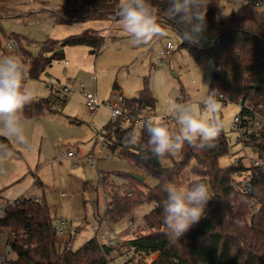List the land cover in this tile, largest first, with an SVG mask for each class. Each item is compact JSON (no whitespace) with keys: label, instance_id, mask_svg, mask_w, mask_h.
Instances as JSON below:
<instances>
[{"label":"trees","instance_id":"trees-1","mask_svg":"<svg viewBox=\"0 0 264 264\" xmlns=\"http://www.w3.org/2000/svg\"><path fill=\"white\" fill-rule=\"evenodd\" d=\"M8 1L0 0V3ZM149 2L156 17L180 34L182 26L168 14V0ZM220 2L209 0L205 39L200 44L180 41L178 47L185 48L196 64L206 60L213 62L208 92L222 93L232 103L241 100L264 114V0H245L236 12L224 16H220ZM117 5L118 0H63L62 5L47 11L53 14L56 23L61 24L110 16L118 19L115 15ZM35 15L26 13L22 18L29 20ZM10 37L15 40V54L21 52L27 57L28 77L32 78L37 77L53 59L63 56V52L57 50L63 51L64 45L85 44L97 51L104 41L98 31L85 29L62 39L47 38L37 53H33L22 45L19 35ZM181 96L188 100L184 94ZM125 99L129 111L154 115L156 98L148 76L143 77L137 95L125 96ZM177 101L184 102L180 96ZM65 102L66 96L62 92L34 97L25 106L23 119L38 117L47 110L58 112L57 106L62 107ZM166 123L169 128L177 126L176 122ZM140 125L122 118L108 119L99 129L101 141L107 150L132 161L141 170L139 174L155 178L156 183L150 185L145 177L140 181L131 175L132 172L113 170L100 176V185L109 198L105 217L114 222L131 214L140 205L152 203L142 215L147 228L110 245L98 238V227L89 239L74 248L71 235H57L56 222L62 218L54 221L44 194L22 195L7 200L2 208L0 229L12 231L8 244L16 257H4L1 264H110V254L115 250L124 256L118 264H264V165L251 174L250 186H239L242 182L236 178L235 172L240 165L233 162L219 165V158L230 149L224 129L210 148L196 149L186 144L177 155L154 158L149 153L148 158H144L142 146L147 141L146 133H142L140 145L124 143L126 132ZM0 146L13 149L10 139L2 134ZM165 160L170 164H164ZM186 169L193 175L186 187L199 180L208 186L212 198L199 223L179 240H173L164 234L162 202L166 194L161 186L177 183ZM111 174L122 176L127 183L110 182ZM254 207H257L255 211ZM156 252V258H147L150 255L155 257Z\"/></svg>","mask_w":264,"mask_h":264},{"label":"rangeland","instance_id":"rangeland-1","mask_svg":"<svg viewBox=\"0 0 264 264\" xmlns=\"http://www.w3.org/2000/svg\"><path fill=\"white\" fill-rule=\"evenodd\" d=\"M244 2L221 0L220 16L236 12ZM62 3L63 0H9L0 3V51L12 39V34L19 35L22 45L33 53H37L47 38L62 39L85 29H94L104 36L103 45L97 51L85 44L64 45L61 58L53 59L51 65H47L37 77H28L25 81V87L33 92L34 97H42L50 92L48 82L66 84L70 90L65 94V104L57 106L58 112L47 110L38 117L23 119L27 145L18 144L7 136L13 149L7 150L11 155L0 151V215L7 199L44 194L54 221L57 217L67 221L65 234L61 237H68L75 232L72 243L76 248L96 231L98 217L102 219L105 216L109 198L103 193L100 176L113 170L141 171L132 161L118 157L116 152L100 149L99 129L109 119V111L101 106L91 112L79 92V83L83 82L102 99H111L112 92L119 91L126 97H132L141 88L143 77L148 76L156 98L153 113L157 116L162 113L167 101L177 100L181 94L190 102L198 103L208 93L213 62L206 60L196 64L185 48L178 47L181 37L177 30L161 19L157 18V21L166 31V37L135 46L131 38L119 28V19L113 16L56 23L53 14L47 10H51V7L55 9ZM26 13L40 14L26 20L22 18ZM167 40H171L175 47L161 62L159 51ZM9 54L19 56L24 63L23 57L26 56L21 52L15 54L12 49L2 55ZM218 102L221 105V118L225 122L224 130H228L237 106L231 102ZM67 150H72L75 155L66 156ZM234 150L230 148L222 155L219 165L229 164ZM106 153L109 157L105 156ZM94 156L95 160L88 163ZM164 164L169 165L170 161L165 160ZM142 175L150 185L156 183L155 178L147 177L144 173ZM192 178L193 175L186 169L175 184L186 187ZM109 181L118 185L127 183L118 174H111ZM151 206L152 203H144L121 220H111L109 225L100 226L112 230L118 241L123 240L131 236L128 234V216L133 215L137 221ZM112 223L121 226L112 227ZM9 234L12 231L0 229V264L4 257H16L8 244ZM110 257L114 264L124 260L117 250ZM147 258L152 260L155 257L150 255Z\"/></svg>","mask_w":264,"mask_h":264},{"label":"clouds","instance_id":"clouds-1","mask_svg":"<svg viewBox=\"0 0 264 264\" xmlns=\"http://www.w3.org/2000/svg\"><path fill=\"white\" fill-rule=\"evenodd\" d=\"M168 3L170 18L182 26L181 43L200 44L205 39L209 0H168ZM115 15L119 28L135 46L167 35L149 0H118ZM27 78L28 72L19 56H0V134L22 145L28 143L22 124L24 108L34 99L33 92L25 87ZM220 113L221 105L215 91H209L198 103L170 99L160 115L145 117L139 128L127 131L124 143L140 145L142 133H146L147 141L142 146L144 158H148L149 153L154 158L177 154L186 144L196 149L210 148L225 128ZM167 117H172L177 126L169 128ZM0 151L11 155L6 146H0ZM161 190L166 194L162 202L164 234L179 240L199 223L212 197L208 186L199 180L187 187L165 183Z\"/></svg>","mask_w":264,"mask_h":264},{"label":"built area","instance_id":"built-area-1","mask_svg":"<svg viewBox=\"0 0 264 264\" xmlns=\"http://www.w3.org/2000/svg\"><path fill=\"white\" fill-rule=\"evenodd\" d=\"M14 44L15 40L9 39L6 46L0 51V55L6 50L14 49ZM174 47L175 45L171 40L165 41L159 51L161 56L160 61L163 57H166ZM23 58V64L28 72V60L26 57ZM66 62L67 61L65 60V63ZM47 86L51 93L63 90L62 93L66 94L70 90L68 85H58L56 82H48ZM78 87L86 107L91 112L95 111L98 107H105L109 111V119L111 120L122 118L124 120L132 121L136 125H140L143 123L145 117L156 116L155 114L150 115L138 111H129L125 107V96L120 92H112L111 99H102L83 82H80ZM216 94L218 101L221 103L226 104L231 102L229 99L225 98L222 93L216 92ZM180 97L182 98V101L185 100L184 96L180 95ZM235 105L237 106V110L232 115L228 130L225 131L229 137L230 148H235L231 162L240 165V168L235 172L236 178L242 182L239 186H250L251 174L255 172L257 167L264 165V114L260 113L253 105L242 102L241 100L235 103ZM166 121H169L170 123L176 122L172 117H167ZM100 149H106L102 141L100 143ZM74 155L75 154L72 150H67L66 156L69 157ZM105 156L109 157V154L106 153ZM93 159L95 160V156L90 158L88 163H92ZM244 174H247L246 178L242 177ZM63 194L64 193L62 192L61 195ZM256 208L257 207H254L253 210L255 211ZM127 221L128 234L130 235H133L138 230H145L147 228L143 216L137 221L134 219L133 215L128 216ZM65 225L66 221L63 218L56 222L57 235H64ZM97 236L101 241L110 245H114L118 242L116 234L107 227H99ZM109 263L114 264L112 260Z\"/></svg>","mask_w":264,"mask_h":264},{"label":"crops","instance_id":"crops-1","mask_svg":"<svg viewBox=\"0 0 264 264\" xmlns=\"http://www.w3.org/2000/svg\"><path fill=\"white\" fill-rule=\"evenodd\" d=\"M51 9H52V7H51ZM51 63H52V61H51ZM51 63H50V65H51ZM119 92H120V91H119ZM120 93H122V92H120ZM124 96H125V95H124ZM26 193H27V192H26ZM27 195H28V194H27ZM30 195H31V196H38V194H29V196H30ZM15 198H17V197H15ZM3 200H5V199H3ZM7 200H8V199H7ZM7 200H6V201H7ZM4 204H5V203H4ZM58 218H63V217H57V219H58ZM57 219H56V220H57ZM98 220H99V224L97 225V228H98V227H101V226H104V225H109L108 222L111 221L110 219L107 220V218H106L105 216H104V218H102V219H100V218L98 217ZM100 225H101V226H100ZM117 225H118V224H113V223L111 224L112 227H115V226H117ZM119 226H121V225H119ZM119 226H117V227L119 228ZM97 228H96V229H97ZM71 231H72V230H71ZM71 236H72V239H73L74 236H75V232H74V234H72ZM157 255H158V253L156 252L155 258L157 257ZM123 257H124V256H123Z\"/></svg>","mask_w":264,"mask_h":264},{"label":"water","instance_id":"water-1","mask_svg":"<svg viewBox=\"0 0 264 264\" xmlns=\"http://www.w3.org/2000/svg\"><path fill=\"white\" fill-rule=\"evenodd\" d=\"M57 52H58V53H62L63 51H62V49H59V50H57ZM131 175H132L134 178H136V179H138V180H140V181L144 179V176H143L142 174H139V173H136V172H132Z\"/></svg>","mask_w":264,"mask_h":264}]
</instances>
